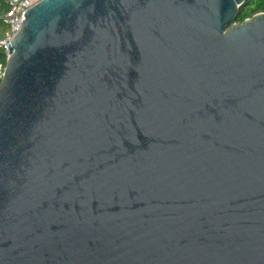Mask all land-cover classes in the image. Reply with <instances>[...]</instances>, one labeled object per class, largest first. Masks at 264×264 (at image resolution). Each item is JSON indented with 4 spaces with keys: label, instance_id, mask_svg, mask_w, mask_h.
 <instances>
[{
    "label": "water",
    "instance_id": "water-1",
    "mask_svg": "<svg viewBox=\"0 0 264 264\" xmlns=\"http://www.w3.org/2000/svg\"><path fill=\"white\" fill-rule=\"evenodd\" d=\"M43 0L0 82V264H264V13Z\"/></svg>",
    "mask_w": 264,
    "mask_h": 264
},
{
    "label": "built area",
    "instance_id": "built-area-1",
    "mask_svg": "<svg viewBox=\"0 0 264 264\" xmlns=\"http://www.w3.org/2000/svg\"><path fill=\"white\" fill-rule=\"evenodd\" d=\"M43 0H0V52L9 58V45L21 30L22 16ZM4 69L0 66V82Z\"/></svg>",
    "mask_w": 264,
    "mask_h": 264
},
{
    "label": "trees",
    "instance_id": "trees-1",
    "mask_svg": "<svg viewBox=\"0 0 264 264\" xmlns=\"http://www.w3.org/2000/svg\"><path fill=\"white\" fill-rule=\"evenodd\" d=\"M261 13H264V0H247L239 12L237 23H243L245 20L251 19ZM0 66H2V68L6 66V58L1 52Z\"/></svg>",
    "mask_w": 264,
    "mask_h": 264
}]
</instances>
